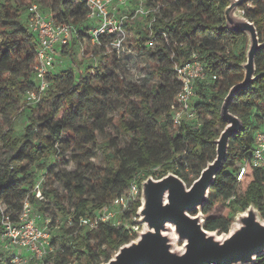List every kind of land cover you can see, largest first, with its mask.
<instances>
[{"label":"trees","instance_id":"16d2710c","mask_svg":"<svg viewBox=\"0 0 264 264\" xmlns=\"http://www.w3.org/2000/svg\"><path fill=\"white\" fill-rule=\"evenodd\" d=\"M250 2L254 8L248 9ZM248 3L240 10L256 25L264 43V0ZM33 4L56 23L74 29L71 47L63 49L62 55L69 54L75 66L74 47L90 44L88 32L93 27L87 19L86 0H0V150L3 151L0 206H4L3 211L11 222L16 223L25 202L35 207L41 205L45 197H52L54 205L65 215L66 227L55 225L52 219L47 226L53 251L42 260L29 256L26 264H104L134 238L125 228L111 224L90 230L81 225V219L94 218L118 200L133 182L141 186L149 176L159 180L173 173L188 187L199 178L216 157L218 128L224 130L226 126L220 117L222 103L229 90L243 80L241 65L246 61L247 38L226 29L224 10L229 5L228 0H147L148 7L159 8L156 22L152 24L156 44L151 51L144 45L148 36L139 31L142 37L137 46L157 60L153 76L156 74L162 85L145 89V85L129 83L124 78L125 68L121 75H116L115 71L108 73L102 66L96 70L87 68L84 72L78 68V74L72 70L60 74L52 72L41 102L24 106V111L31 109L38 114L29 117L25 133L16 138L12 122L26 102V94L36 87L33 67L38 38L28 25V9ZM99 49L104 56L114 53L107 43ZM114 59H118L115 53ZM193 59L203 63L208 78L196 89V119L176 130L171 111L181 83L175 68ZM118 63L122 65V61ZM255 76V82L240 91L231 105V112L243 122V130L231 140L227 161L216 176L209 201L202 210L205 229L220 235L227 234L236 214L252 204L264 219V172L253 168L251 161L256 134L264 125V106L260 103L264 101V49L256 57ZM111 93H117L128 102L120 111V125L130 134V142L125 147L107 131L115 126L114 118L106 108L95 106L94 101L99 96L108 97ZM133 99L139 103L132 104ZM72 145L79 148L86 162L95 156L90 148L100 147L113 165L104 174L92 172V177H98L91 186L85 182L84 175L64 174L48 168L49 179L66 183L71 203L67 210L54 191H42L40 187L43 200L36 198L35 175L29 173L26 164L36 165L42 171L48 160L60 155V146L69 149ZM230 169H235L237 175L228 172ZM242 169L245 171L239 178ZM139 207L140 202L125 213L124 219L130 220ZM218 208H225L227 214L214 216L212 213ZM1 221L0 212V235ZM45 221L38 216V225L44 226ZM60 229L64 230L62 239L57 235ZM15 255V251L0 247V264H12ZM255 264H264V256Z\"/></svg>","mask_w":264,"mask_h":264},{"label":"water","instance_id":"95a60500","mask_svg":"<svg viewBox=\"0 0 264 264\" xmlns=\"http://www.w3.org/2000/svg\"><path fill=\"white\" fill-rule=\"evenodd\" d=\"M249 1L228 0L224 10L226 29L244 34L247 46L246 61L241 65L243 80L229 90L220 109L226 126L215 141V159L189 187L173 173L142 181L138 215L143 231L104 264H255L264 256V219L255 205L238 212L230 231L221 235L205 229L202 212L227 161L230 142L243 130L231 105L240 91L255 82L256 57L264 49L256 25L240 10Z\"/></svg>","mask_w":264,"mask_h":264},{"label":"built area","instance_id":"2783aa9c","mask_svg":"<svg viewBox=\"0 0 264 264\" xmlns=\"http://www.w3.org/2000/svg\"><path fill=\"white\" fill-rule=\"evenodd\" d=\"M86 2L89 10L87 19L93 25L88 32L90 45L100 48L103 43H107L110 51H113L118 59L128 58L124 57L126 52L124 48L129 20L150 18L153 24L159 13V8L147 6V0H86ZM28 13L29 29L38 38L36 63L33 67L36 87L26 94V104L32 106L40 103L47 92L48 77L54 70L57 57L63 49L71 47L75 33L71 26L56 23L36 4L29 7ZM163 36L166 37L165 34ZM155 44L153 33V37L148 38L144 45L152 49ZM175 72L181 83V90L171 111L174 129L177 130L196 119L197 112L194 108L197 98L196 89L200 83L207 80L208 74L203 63L196 59L176 66ZM213 80H216V77H213ZM251 161L253 168L264 172V125L256 134ZM244 171V169L241 170L239 178ZM35 192L36 198L42 201L40 186H35ZM140 201L141 186L135 181L118 200L105 207L94 218L81 219V225L95 230L101 224H111L119 229L125 228L136 240L143 231L138 211L131 215L130 220H125L124 215ZM0 212L2 216L0 247L6 251L16 252L11 261L12 264H26L29 256L42 260L53 251L50 242L51 235L47 228L50 220L45 221V226H39L37 218L32 217V206L29 202L24 203L22 213L16 223L11 222L1 206Z\"/></svg>","mask_w":264,"mask_h":264},{"label":"rangeland","instance_id":"374dc122","mask_svg":"<svg viewBox=\"0 0 264 264\" xmlns=\"http://www.w3.org/2000/svg\"><path fill=\"white\" fill-rule=\"evenodd\" d=\"M26 4H28L27 1L25 2V5ZM247 8H254V4L252 2L248 3ZM128 25L129 28H132L131 31L127 30V41L124 48V50L126 51L124 57L128 58L114 59V53L112 52H109L104 56L101 55L99 48L97 49L90 44L88 46L76 44L74 47L73 57L74 59H76L77 66L71 64V58L69 57V54L62 55L61 52L57 57L55 67L52 72L54 74H60L64 71L72 70L76 74H78V68H80V70L84 72L87 68L96 70L100 66H102L108 73H114L115 71L116 75H121L122 69L125 68L124 78H126L129 83L140 86L145 85V89H151L153 86L162 85L161 79L156 74L153 76V71L158 64L157 60L151 59L149 54H147L146 52L144 53L137 46L140 37H142L139 36V31H142L145 35L148 36L149 39L153 37V30L151 28L152 19H130ZM151 51H154V47ZM119 60L122 61V65L118 63ZM94 102L96 107L106 108V111L109 112L115 120V126L107 128L109 135L113 139H118V141L120 142V146H127L130 142V134L120 125V111L123 110V106L127 105L128 102L125 103L124 98L122 96H118L117 93H111L108 97L99 96ZM131 103L136 105L139 102L138 100L133 99ZM260 103L264 106L263 100H261ZM24 106L29 107L26 102L23 103L12 122V127L15 130L16 138L21 137L25 133L26 127H28V125L30 124L29 117L31 115L37 116L38 114L37 112H32L31 109H27V111H24ZM1 120L2 119L0 118V121ZM222 131L223 129L219 127L218 132L221 133ZM65 137L67 138V135H65ZM60 148V155L48 160L46 163V169L41 171L36 165H31L29 163H27L26 166L29 170V173L35 175V186H40L42 191H54L55 194L58 195L61 205L68 210L71 207V203L69 198L70 194L67 190L66 183H60L49 179V177L47 176L48 168H52L54 172H61L64 174H72L76 176L84 175V177H86L85 182H87L91 186L92 181L96 180L98 177H92V172L96 173L97 175L104 174L108 171V168L113 165V163L107 161L100 147L95 149L90 148V150L94 152L95 156L90 158L88 162L85 161V158L82 157L79 148H77L76 146L72 145L69 149L61 146ZM2 156L3 151L0 150V158ZM82 163L85 164L82 165ZM236 167L237 165L235 166V168ZM228 172L233 173V175H237L235 169H230L228 170ZM140 175L142 177L143 173ZM71 178H73V176H71ZM240 193L241 192L238 190L237 196H239ZM43 201L44 202L41 205H35V207H32V217L38 218V216L40 215L44 220L52 219V222H55V225H59V227H62V225L66 227L63 221L65 215L58 207L54 205L52 197H45ZM3 207L4 206L1 204L2 209ZM212 214L214 216H222L227 214V210L225 208H218ZM39 224L42 225L41 223ZM43 225L45 226L44 223ZM142 228L144 227L142 226ZM63 231L61 229L58 231V239H62L60 237L63 235Z\"/></svg>","mask_w":264,"mask_h":264}]
</instances>
